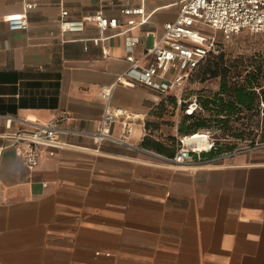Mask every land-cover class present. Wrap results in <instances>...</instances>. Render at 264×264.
Here are the masks:
<instances>
[{
  "label": "crops",
  "instance_id": "crops-1",
  "mask_svg": "<svg viewBox=\"0 0 264 264\" xmlns=\"http://www.w3.org/2000/svg\"><path fill=\"white\" fill-rule=\"evenodd\" d=\"M139 3L0 0V264H264V145L198 165L152 154L177 151L176 117L161 115L164 94L118 77L126 37L150 64L145 50L181 0H142L145 20L128 29L120 10ZM62 10L83 29L61 33ZM22 13L27 29L11 31L7 19ZM97 13L120 26L100 37ZM162 72L164 81L177 73ZM105 91L132 116L125 143L79 134L98 128ZM54 119L72 132L25 166L9 135Z\"/></svg>",
  "mask_w": 264,
  "mask_h": 264
},
{
  "label": "built area",
  "instance_id": "built-area-1",
  "mask_svg": "<svg viewBox=\"0 0 264 264\" xmlns=\"http://www.w3.org/2000/svg\"><path fill=\"white\" fill-rule=\"evenodd\" d=\"M140 2L134 5L126 4L120 10L121 14L126 17L125 25L128 29L145 20L142 0ZM31 7V3L25 4L26 9ZM137 16L141 17L139 22L136 19ZM89 19L97 24L100 37L107 28L120 26L116 18H108L101 13L94 14ZM59 21L61 33L81 31L84 26V19H68L67 10L60 12ZM7 24L11 31L25 30L28 27V18L23 13L14 15L7 19ZM206 28L213 30V33L204 31ZM241 29H247L253 33H264V0H181L176 18L163 24L162 35L145 50V55L152 57L150 64L146 66L139 64L132 54L138 39L132 36L126 37V60L129 65L118 77V81L127 85L136 81L164 95L173 93L188 81L191 72L201 60L209 53L219 52L220 42L216 37L217 32L221 34L222 39H227ZM169 68L175 69L177 73L171 81H164L162 70ZM103 95L106 98V104L101 113L98 128L93 132L85 131L79 134L90 135L97 141L125 143L124 136L131 131L132 116L108 104L109 92L105 91ZM191 106L193 107L192 112H189ZM196 108L195 101L188 104L185 114H192ZM117 121L121 126L120 134L114 135L110 130L112 124ZM26 125V128L19 129L9 137L12 139V146L21 156L23 164L29 168L38 163L45 147L58 145L60 136L72 132L60 126L57 119L42 124L27 123ZM206 138L207 147L204 149L186 143V136H182L179 138L178 149L172 157L158 155L154 152L152 154L166 163L183 166L207 163L210 158L240 151L232 150L205 157L202 153L209 152L215 147L210 136L206 134Z\"/></svg>",
  "mask_w": 264,
  "mask_h": 264
},
{
  "label": "rangeland",
  "instance_id": "rangeland-1",
  "mask_svg": "<svg viewBox=\"0 0 264 264\" xmlns=\"http://www.w3.org/2000/svg\"><path fill=\"white\" fill-rule=\"evenodd\" d=\"M204 31L208 32V29ZM216 37L220 42V50L214 56L221 57L218 60L220 71L224 69L223 72L228 82L242 80L245 74L257 66H260L264 73V33H253L247 29H241L227 39H222L219 32L216 33ZM222 76V74L212 76L210 73H203L201 68L198 69L180 89L167 96H162L165 103L161 115L163 117L175 116L178 126L183 125L188 129L193 119L187 118L185 109L188 104L195 101L197 108L194 110L193 118L201 117L206 120V126L197 132L210 136L216 147L242 150L263 145L264 112L258 114L250 110L227 116L225 113L216 115L215 108L218 107L210 106L214 108L212 111H206L200 107L199 99L213 98L214 94L219 91ZM262 79L264 80V76ZM261 106H263L262 103ZM179 137H182L180 133H178L177 140ZM176 144L178 147L177 142Z\"/></svg>",
  "mask_w": 264,
  "mask_h": 264
},
{
  "label": "trees",
  "instance_id": "trees-1",
  "mask_svg": "<svg viewBox=\"0 0 264 264\" xmlns=\"http://www.w3.org/2000/svg\"><path fill=\"white\" fill-rule=\"evenodd\" d=\"M214 55V53H209L203 60L199 62L197 67L191 72L189 76L190 78L191 75L200 68L203 73H210L212 76H219L220 74L223 75L221 78L219 91L214 94L213 98H205L204 100L199 99L200 107L206 111H212V109H214L210 108V106L218 107L215 108V114L223 115V113H225L227 116L236 115L240 112H246L250 110L256 111L258 114L260 112H264V80L262 79L264 73L260 66H257L255 69L245 74L242 80L239 79L233 82H228L226 76L224 75L225 72H223L224 69L220 71L221 68L218 60L221 57H215ZM225 96L227 97L225 98L226 100L224 99ZM163 99L160 102L162 108L163 104L165 103V100ZM261 103L263 106L260 107ZM193 115L194 112L192 114H186L187 118L193 119V122L188 129L184 128L183 125H179L178 132L182 136L192 135L206 126V120L204 118H193ZM216 121L219 122L221 120ZM224 121L226 122V120H223V122ZM170 140L172 143L175 141L174 138H171ZM177 143L179 146V139ZM159 149L161 148L158 147L157 150ZM171 151V155L169 154L168 157H172L175 154V147H172ZM229 151H232V149H221L215 146L211 151L204 152L202 155L205 157H210Z\"/></svg>",
  "mask_w": 264,
  "mask_h": 264
},
{
  "label": "bare ground",
  "instance_id": "bare-ground-1",
  "mask_svg": "<svg viewBox=\"0 0 264 264\" xmlns=\"http://www.w3.org/2000/svg\"><path fill=\"white\" fill-rule=\"evenodd\" d=\"M192 106L189 108V112H192ZM193 135V134H192ZM185 142L188 144H194L195 146H197L200 149H204L207 147V138H206V134L205 133H194L193 136L191 135H187Z\"/></svg>",
  "mask_w": 264,
  "mask_h": 264
}]
</instances>
